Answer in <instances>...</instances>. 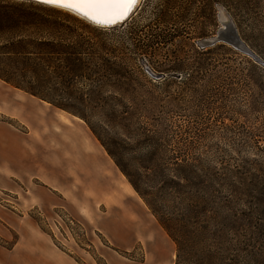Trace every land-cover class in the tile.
Segmentation results:
<instances>
[{"label":"rangeland","instance_id":"374dc122","mask_svg":"<svg viewBox=\"0 0 264 264\" xmlns=\"http://www.w3.org/2000/svg\"><path fill=\"white\" fill-rule=\"evenodd\" d=\"M177 3L190 7L188 17L160 18L167 0H140L124 23L103 27L40 2L0 0L38 14L37 25L0 33V44L14 34L45 40L73 30L113 46L103 52L132 78L125 95L114 82L101 94L90 81L81 84L89 123L0 78V211L8 214L0 216L7 234L0 231V245L21 247L20 264H34L35 249L37 264H52L44 256L51 248L53 264H175L176 244L90 125L166 212L207 200L217 202L215 223L253 211L264 225V0ZM250 3L257 11L243 34L226 7ZM213 5L216 16L195 14ZM226 17L244 46L217 42L231 49L228 57L206 42ZM204 50L212 51L205 61ZM220 58L227 64H214ZM6 61L0 68H11ZM33 79L17 75L24 86ZM43 84L55 100L75 103ZM10 134L20 137V160L6 155Z\"/></svg>","mask_w":264,"mask_h":264},{"label":"trees","instance_id":"16d2710c","mask_svg":"<svg viewBox=\"0 0 264 264\" xmlns=\"http://www.w3.org/2000/svg\"><path fill=\"white\" fill-rule=\"evenodd\" d=\"M177 1L167 0V8L160 13V18L188 17L190 7L181 6ZM226 8L237 29L244 34L249 20L256 14L257 7L250 3L241 7L228 5ZM174 9L180 11L172 15L171 10ZM207 13L216 16L215 6H201L195 14L199 16ZM36 16L38 14L35 12L25 11L14 5L0 4V33H13L28 24L37 25L33 20ZM59 25L61 23L54 22V28H59ZM68 35H77V38L71 40ZM112 47L104 44L96 46L89 38L73 30L70 34L52 36L45 40L14 34L5 44H0V58L6 59L11 67L7 70L0 68V78L49 100L55 106L79 115L88 122L90 104L84 98L81 84L90 81L94 88L91 92L94 94H101L104 87L112 82L123 95L128 94L131 86L132 78L124 62H116L103 52H114ZM214 49L215 52L217 50V53L224 54V57H228L225 55L232 52L224 43H217ZM211 53V50L201 51L203 61L210 59ZM219 63L227 64L223 58L217 59L214 64ZM18 73L32 80L35 78L37 83L30 82L29 86H24L17 80ZM44 82L56 96L64 94L74 98L75 103L55 100L54 95L44 92ZM92 106L96 108L97 104ZM90 126L176 244L175 264H264V225L253 211L239 214L241 216L234 212L228 214L223 217L226 223L222 224L215 223L214 205H217V202L213 201L190 200L191 202L183 207V211L180 209L179 212H166L164 206L149 199V194L140 190L136 182L138 176L136 177L127 164L122 163L117 148L104 142L93 126ZM181 173L183 177L187 176L186 172Z\"/></svg>","mask_w":264,"mask_h":264},{"label":"snow or ice","instance_id":"6c2138e0","mask_svg":"<svg viewBox=\"0 0 264 264\" xmlns=\"http://www.w3.org/2000/svg\"><path fill=\"white\" fill-rule=\"evenodd\" d=\"M40 2L76 13L102 25L125 20L138 6V0H40Z\"/></svg>","mask_w":264,"mask_h":264},{"label":"crops","instance_id":"0c3cea01","mask_svg":"<svg viewBox=\"0 0 264 264\" xmlns=\"http://www.w3.org/2000/svg\"><path fill=\"white\" fill-rule=\"evenodd\" d=\"M0 133H2V132H0ZM3 134V133H2ZM9 136V135H8ZM3 138H4V136H2ZM7 142H8V145H9V151L7 152V157H9L10 159L11 158H13V157H16V158H18L19 160H20V157L18 156H16L15 155V152L16 153H18L19 155H21V154H23V148H22V145H21V143H19V141H20V137L19 136H16V135H14V134H10V137L8 138V140H6ZM13 148L15 149V150H13ZM22 168V167H21ZM23 169V168H22ZM10 172H15V173H18V170L16 169H14V171L12 170V171H9L8 173H10ZM10 175V174H9ZM35 175H37V174H35ZM11 176V175H10ZM15 176V175H14ZM1 180H4V177L3 178H1ZM54 180V179H53ZM53 182V181H52ZM9 185V184H8ZM126 189H127V191H129L128 193L130 194V195H134V192L132 191V189L129 187V186H126L125 187ZM14 192L16 193V190H14ZM37 203V202H36ZM5 215H8V214H6V213H4V212H2V211H0V216H1V218L2 219H4L5 221H6V219L4 218V216ZM1 221H0V231H2V233H3V235H7L5 232V230L4 229H2L1 228ZM10 223V222H9ZM52 250H53V248H51ZM18 250V251H17ZM52 250H49V252H48V256L45 254L44 256L46 257V259L48 260V263H55L54 261H51V260H49V258H53L52 256H56V253H55V251H52ZM35 251H36V256L38 255V254H41V252H37V250L35 249ZM24 253V251H23V249L21 248V247H19V246H17V247H15V248H6V247H4V246H1L0 245V264H20V256H21V254H23ZM36 256H34L35 257V260H34V264H37L36 262L39 260ZM44 256H42L43 258H45ZM49 257V258H48ZM41 260V259H40ZM47 260H45V261H47ZM51 261V262H50Z\"/></svg>","mask_w":264,"mask_h":264},{"label":"water","instance_id":"95a60500","mask_svg":"<svg viewBox=\"0 0 264 264\" xmlns=\"http://www.w3.org/2000/svg\"><path fill=\"white\" fill-rule=\"evenodd\" d=\"M139 4V2H138ZM137 6L134 8V10L129 14V16L123 20V21H120L116 24H109V25H102V24H99L100 26H103V27H114V26H117L119 24H122L124 23L126 20H128L132 15L133 13L135 12ZM222 15H225L223 14L222 12ZM221 15V17H222ZM222 19H224V17H222ZM224 25L226 27L224 28H221L219 30V33L217 36L211 38L210 40H206L207 43H210V44H215L219 41H226V42H229L231 44H233L234 46H237V47H240V48H243V44H241L238 36L236 35V30L233 28V25H232V22L230 21V19L228 17H226V21H224Z\"/></svg>","mask_w":264,"mask_h":264},{"label":"bare ground","instance_id":"6f19581e","mask_svg":"<svg viewBox=\"0 0 264 264\" xmlns=\"http://www.w3.org/2000/svg\"><path fill=\"white\" fill-rule=\"evenodd\" d=\"M33 1H36V2H40V0H33ZM138 2H140V0H138ZM41 3V2H40ZM43 4V3H42ZM50 6V5H49ZM80 16V15H79ZM81 17H83V16H81ZM85 20H88V21H91V22H93L92 20H90V19H87V18H85V17H83ZM96 24V23H95ZM99 25V24H98ZM50 182V181H49ZM54 188H56V189H58V190H62V187H59L58 186V184H53V183H50ZM28 209V208H27ZM84 209L85 210H87V208L86 207H84ZM84 209H82V211H84ZM25 211H27V210H25Z\"/></svg>","mask_w":264,"mask_h":264}]
</instances>
